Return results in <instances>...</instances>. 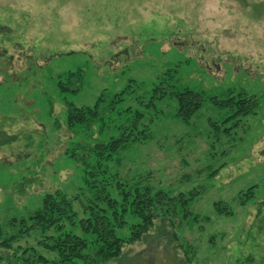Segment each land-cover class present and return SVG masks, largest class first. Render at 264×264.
<instances>
[{
    "label": "rangeland",
    "instance_id": "1",
    "mask_svg": "<svg viewBox=\"0 0 264 264\" xmlns=\"http://www.w3.org/2000/svg\"><path fill=\"white\" fill-rule=\"evenodd\" d=\"M158 87L200 94L202 106L183 123L172 96L152 99ZM240 94L256 98L253 114L213 104ZM100 97L102 119L66 126L65 103ZM141 131L145 141L102 163L108 174L195 196L187 217L155 220L100 264H264V0H0L3 238L45 194L83 188L77 159L95 163L92 146ZM37 239L0 246V264Z\"/></svg>",
    "mask_w": 264,
    "mask_h": 264
},
{
    "label": "trees",
    "instance_id": "2",
    "mask_svg": "<svg viewBox=\"0 0 264 264\" xmlns=\"http://www.w3.org/2000/svg\"><path fill=\"white\" fill-rule=\"evenodd\" d=\"M72 76V73L68 75ZM159 90V96L155 94L152 99L160 100L167 95L172 96L177 104V117L183 123H187L202 106L203 98L195 92L184 90L174 93L168 87H161ZM120 101L119 99L117 102ZM102 102L103 98L100 97L92 107H75L65 103L66 126L71 129L76 126L84 128L99 121L108 108L102 105ZM113 103L116 102H111ZM213 104L219 108L232 109L233 117H246L254 113L257 100L255 97L240 94L225 101L213 100ZM143 117V114L136 113L134 127ZM138 134H141L140 138L137 135L122 134L121 138L92 146L89 151L95 158L93 164L88 163L85 158L77 159L82 161L85 169L84 185L72 198L61 193L45 194L37 209L26 218L12 221L14 231L11 235L3 238V229L0 227V238H3L0 246L4 250L11 249L12 242L20 237L33 233L38 236L36 246L27 247L18 256H12L9 264L108 262L120 257L125 245L137 243L145 238L154 226L155 220L171 221V217L180 210L183 211L182 217L189 215L187 208L195 193L172 195L141 182L127 185L116 175L108 174L106 165L102 163L111 160L128 141L137 143L146 140L145 131ZM87 153L88 149L84 147L82 155ZM250 192L249 189L244 195L246 199L251 197ZM217 205L220 206L221 203L215 205L216 212L221 214L222 211L218 210ZM125 231L127 234H124Z\"/></svg>",
    "mask_w": 264,
    "mask_h": 264
}]
</instances>
